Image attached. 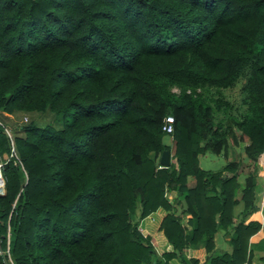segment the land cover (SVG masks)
<instances>
[{
    "label": "trees",
    "instance_id": "16d2710c",
    "mask_svg": "<svg viewBox=\"0 0 264 264\" xmlns=\"http://www.w3.org/2000/svg\"><path fill=\"white\" fill-rule=\"evenodd\" d=\"M241 74L247 108L236 124L246 138L220 130L200 93L169 87L228 85ZM0 108L50 110L61 123L31 120L13 134L0 119V154L13 151L1 169L0 264H150L158 255L186 264L184 248L189 264L250 263L264 0H0ZM167 113L174 160L158 166L170 149ZM206 150L226 163L200 167ZM167 189L183 198L190 228ZM138 204L140 225L129 219ZM218 227H228L231 251L214 248Z\"/></svg>",
    "mask_w": 264,
    "mask_h": 264
},
{
    "label": "rangeland",
    "instance_id": "374dc122",
    "mask_svg": "<svg viewBox=\"0 0 264 264\" xmlns=\"http://www.w3.org/2000/svg\"><path fill=\"white\" fill-rule=\"evenodd\" d=\"M246 74H241L239 77L234 79L228 85H215V84H204L198 86H185L181 87V85L176 83H170L169 87L171 90L175 92L181 91L183 88L185 90H192L200 93L206 100H208L213 105V120L215 124H219L220 130L222 131H233L237 135H242L244 138L246 136L242 133L236 121L240 119L247 108V101L244 96V92L242 90V84L245 82ZM0 119L7 124L6 130L13 134H21L20 125L26 124L29 121L33 120L38 124H44L51 122L55 125H60V120L55 114H53L50 110H34V111H16L15 113L7 112L0 108ZM164 140L170 144V148L174 147V138L171 134L164 135ZM238 151L236 152V156L243 152L241 146H236ZM202 155L199 156L200 162L203 166L206 167H215L219 165L220 156H214V160L212 159L213 155L203 156L204 152H201ZM200 153V154H201ZM11 154L9 152H3L0 154L1 161V169L2 163L8 159ZM3 178V175L2 177ZM0 178V179H1ZM188 182L193 181V176H188ZM4 192V191H3ZM1 192V193H3ZM0 193V194H1ZM139 204L137 208H135L132 212H130L129 219L135 222H139L140 219L139 212ZM137 213V214H136ZM5 253V250L0 246V254Z\"/></svg>",
    "mask_w": 264,
    "mask_h": 264
},
{
    "label": "crops",
    "instance_id": "0c3cea01",
    "mask_svg": "<svg viewBox=\"0 0 264 264\" xmlns=\"http://www.w3.org/2000/svg\"><path fill=\"white\" fill-rule=\"evenodd\" d=\"M170 150V161L174 160V158L172 157L173 151H174V147L173 149H169ZM231 151L233 152L232 155H235L236 152L238 151L236 145L233 146V148L231 149ZM213 155L212 159L214 160V156L219 155L220 156V161H219V165L215 166V167H206L203 166V164L200 162L199 160V166L204 168V169H219L221 168L225 163L227 158L225 157V155L222 153V151H220L219 153H215V152H211L206 150L205 153H203V156H209V155ZM202 153L198 155L201 156ZM230 155V154H229ZM238 156L244 160L246 163L249 164L250 159L247 157V155L245 154V152L243 151L242 153L238 154ZM247 174V171H240L237 179L239 182H243L244 178ZM165 195L167 197V199L171 202L172 204V208L174 210V212L179 215L180 217V221L183 225H185L187 228L191 227V224L188 221V214L185 211V202L183 200V198H180V200H176L177 197V192L175 189H167L165 192ZM236 196L238 197V200L234 203L233 205V216L235 219H238L241 214H242V209H243V201L242 199H240V191L238 190L236 193ZM254 203H255V208L248 212L244 217L245 220L248 219H255L258 220L260 222V226L259 228L253 232L250 237H249V242L250 244V249H251V257H250V263L249 264H264V169L262 168V165L259 163L258 165V172L256 174V183H255V198H254ZM137 208V207H136ZM139 211H137L138 213ZM136 213V214H137ZM138 215V214H137ZM139 225L141 224V218L138 220ZM228 227H218L213 235L214 238V248L216 249H224L226 251H231L232 249V244L229 240V234H228ZM183 255L185 256V258L187 259V263H190V258L188 257L187 254V250L186 248L183 249ZM157 260L152 259L150 261V264H160L159 261V255L158 257L156 256ZM173 264H184L183 262H176ZM244 264V263H243Z\"/></svg>",
    "mask_w": 264,
    "mask_h": 264
},
{
    "label": "built area",
    "instance_id": "2783aa9c",
    "mask_svg": "<svg viewBox=\"0 0 264 264\" xmlns=\"http://www.w3.org/2000/svg\"><path fill=\"white\" fill-rule=\"evenodd\" d=\"M173 121H174V117H173V114H170V113H167L164 118H163V121H162V124H161V127L162 129L164 130V132L166 134H171L172 136V132H173V128H174V125H173ZM13 151L11 149V152L10 154H12ZM260 157H261V165H262V168H264V148L260 154ZM157 165L158 166H162L163 164L159 162V157L157 158ZM139 225V223H137Z\"/></svg>",
    "mask_w": 264,
    "mask_h": 264
},
{
    "label": "water",
    "instance_id": "95a60500",
    "mask_svg": "<svg viewBox=\"0 0 264 264\" xmlns=\"http://www.w3.org/2000/svg\"><path fill=\"white\" fill-rule=\"evenodd\" d=\"M159 162L162 163L163 165L168 164L170 162V150L169 149L167 148L162 149L159 155Z\"/></svg>",
    "mask_w": 264,
    "mask_h": 264
},
{
    "label": "bare ground",
    "instance_id": "6f19581e",
    "mask_svg": "<svg viewBox=\"0 0 264 264\" xmlns=\"http://www.w3.org/2000/svg\"><path fill=\"white\" fill-rule=\"evenodd\" d=\"M0 166H1V161H0ZM2 177V172H1V167H0V178Z\"/></svg>",
    "mask_w": 264,
    "mask_h": 264
}]
</instances>
